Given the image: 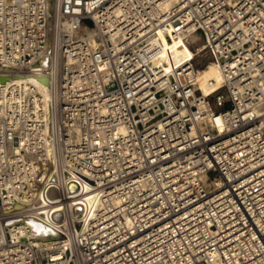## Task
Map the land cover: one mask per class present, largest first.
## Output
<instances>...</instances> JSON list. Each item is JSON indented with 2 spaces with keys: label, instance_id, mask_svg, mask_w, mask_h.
<instances>
[{
  "label": "built area",
  "instance_id": "1",
  "mask_svg": "<svg viewBox=\"0 0 264 264\" xmlns=\"http://www.w3.org/2000/svg\"><path fill=\"white\" fill-rule=\"evenodd\" d=\"M49 9L0 0V264H264V0ZM58 212L54 246L10 223Z\"/></svg>",
  "mask_w": 264,
  "mask_h": 264
},
{
  "label": "bare ground",
  "instance_id": "2",
  "mask_svg": "<svg viewBox=\"0 0 264 264\" xmlns=\"http://www.w3.org/2000/svg\"><path fill=\"white\" fill-rule=\"evenodd\" d=\"M53 1H54L53 5H56L57 0H53ZM48 12L49 15L51 16V20H53V23L56 21V24L60 23V25H62L64 29H68L69 22L67 19L64 18L59 19L58 16L55 15L54 9L53 12L50 11V9ZM85 31L90 35V38L93 39V29L91 28V26H87L85 28ZM192 39L195 42L194 46L201 45V42H199L198 40L199 38L197 35L195 34L192 35ZM192 55H193V50L182 39H174L172 41L168 40L165 43V47L163 50V59L170 64L190 58L192 57ZM197 82L199 88L202 90L203 93H210L220 87L221 78L217 71V67L214 65V63L209 62L208 65L199 69L197 73ZM54 191H55L54 189L51 190L50 196H54ZM90 198H91L90 192H84L79 197V199L81 200V202L79 203H83V202L86 203L87 201H90ZM20 206L24 207L25 205L23 206L20 204ZM80 207L81 206H78V208ZM57 209L59 208L58 207L55 208V210ZM59 215L60 214L58 212V214H56V219L53 220L51 219V221H46L45 219H43L42 216H36L33 213H28V216L21 217L18 221L13 220L10 223H20L25 225L27 229L21 228L20 229L21 235L26 236L27 234L28 236L29 235L33 236L34 238L33 240L36 243L43 244L42 241H44L46 245L54 246L55 239L53 238L59 234V229L61 228V226H59L60 220L57 219L59 218ZM41 226L44 227L40 228ZM46 227H50L56 230L55 233H52L54 230L50 231V229ZM24 230H28V231H24ZM60 252L61 251H59L58 249H51L48 255L51 257V259H53V261L48 262L46 264H66L67 262L66 258L59 259V257L61 256Z\"/></svg>",
  "mask_w": 264,
  "mask_h": 264
},
{
  "label": "water",
  "instance_id": "3",
  "mask_svg": "<svg viewBox=\"0 0 264 264\" xmlns=\"http://www.w3.org/2000/svg\"><path fill=\"white\" fill-rule=\"evenodd\" d=\"M52 6H53V0H50V10H52ZM86 21H87L89 24H91L90 19H86ZM45 63H46V62H45ZM6 78H7V76H0V80H2V81L5 80ZM37 78L40 79L42 82L48 84V77H47V76H37ZM71 186H74V185L71 184ZM16 206L19 207L20 204H16ZM18 220H19V219H16V221H18ZM42 227H44V226H41L40 228H42ZM46 228H49L50 231H53V229L50 228V227H46ZM52 233H55V231H53Z\"/></svg>",
  "mask_w": 264,
  "mask_h": 264
}]
</instances>
